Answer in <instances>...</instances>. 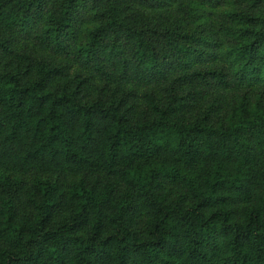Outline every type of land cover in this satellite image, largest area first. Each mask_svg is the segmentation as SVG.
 Instances as JSON below:
<instances>
[{
  "label": "trees",
  "instance_id": "trees-1",
  "mask_svg": "<svg viewBox=\"0 0 264 264\" xmlns=\"http://www.w3.org/2000/svg\"><path fill=\"white\" fill-rule=\"evenodd\" d=\"M0 264H264V0H0Z\"/></svg>",
  "mask_w": 264,
  "mask_h": 264
},
{
  "label": "rangeland",
  "instance_id": "rangeland-1",
  "mask_svg": "<svg viewBox=\"0 0 264 264\" xmlns=\"http://www.w3.org/2000/svg\"><path fill=\"white\" fill-rule=\"evenodd\" d=\"M60 181H64V184L66 183V181L68 182V180L65 181L64 179H60Z\"/></svg>",
  "mask_w": 264,
  "mask_h": 264
}]
</instances>
